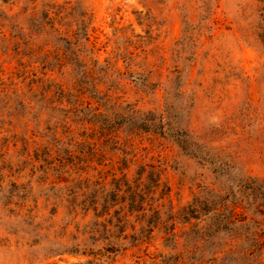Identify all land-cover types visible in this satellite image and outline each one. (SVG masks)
Masks as SVG:
<instances>
[{"label": "rangeland", "instance_id": "rangeland-1", "mask_svg": "<svg viewBox=\"0 0 264 264\" xmlns=\"http://www.w3.org/2000/svg\"><path fill=\"white\" fill-rule=\"evenodd\" d=\"M167 101L227 174L150 131L112 139L94 117ZM158 177L164 218L204 187L264 182V0H0V264H163L180 224L177 248L168 223L111 249L81 205Z\"/></svg>", "mask_w": 264, "mask_h": 264}, {"label": "trees", "instance_id": "trees-1", "mask_svg": "<svg viewBox=\"0 0 264 264\" xmlns=\"http://www.w3.org/2000/svg\"><path fill=\"white\" fill-rule=\"evenodd\" d=\"M173 108L167 101L163 113L148 111L140 115L132 111L126 115L115 112L112 117L98 112L94 117L100 129L106 131L112 139L115 137L113 133L120 127L134 134L150 131L171 140L182 153L193 155L199 162L211 165L212 171L219 175L223 172L227 174L230 165L213 154L190 130L179 127V122L175 120L176 114L172 113ZM152 182L154 184L151 188L144 187L145 191L129 185L127 180L123 181L124 189L122 184L117 183L108 198H101L103 203L93 199L86 202L83 199L81 205L86 207L88 204L94 211V219L88 224L89 238L104 234L106 236L95 240L106 241V247L113 249L120 236L123 239L129 237L139 240L158 225L170 223V231H165L168 235L165 240L174 237V248H177L179 242L176 228L180 224L183 227L182 250L178 249L175 254L161 259L163 264H264L263 181L244 178L236 183L235 190L204 187L187 205L177 213L171 211L166 214V218L160 215V208L153 205L150 196L160 185L159 177ZM236 192L239 202L232 199ZM242 201L245 205L242 210H238ZM99 203L107 208L106 212H95ZM112 207L117 208L110 214ZM251 207L253 211H250ZM132 214L135 215L133 224L129 223ZM128 227L133 233H126Z\"/></svg>", "mask_w": 264, "mask_h": 264}]
</instances>
